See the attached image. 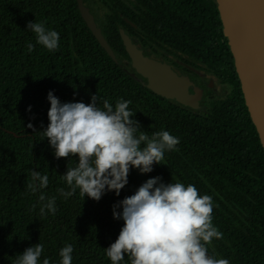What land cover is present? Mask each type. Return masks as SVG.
I'll return each instance as SVG.
<instances>
[{
  "label": "trees",
  "instance_id": "trees-1",
  "mask_svg": "<svg viewBox=\"0 0 264 264\" xmlns=\"http://www.w3.org/2000/svg\"><path fill=\"white\" fill-rule=\"evenodd\" d=\"M81 1L116 61L86 26L78 0H0V264H14L18 254L38 243L44 245L41 264L45 258L60 264L59 251L67 244L74 249L72 264H111L104 249L123 226V220L113 219V205L156 176L165 184H193L213 198L212 222L223 238L208 246L209 255L230 264H264V150L216 0ZM30 21L59 33L56 51L37 45L28 52V43H35V34L26 29ZM122 32L141 49L188 55L233 85L199 111L157 96L132 69ZM49 91L61 103L88 104L94 94L113 106L120 99L131 101L141 131L151 136L166 130L180 143L165 152L163 164H154L152 172L130 169L119 196L106 191L94 201L83 199L77 189L65 198L57 190H70L62 175L78 159L55 158L40 132L48 124ZM30 170L48 175L47 188L37 193L27 188ZM41 193L56 197L55 214L47 209L40 214L47 203L39 200ZM121 264H130L127 256Z\"/></svg>",
  "mask_w": 264,
  "mask_h": 264
},
{
  "label": "clouds",
  "instance_id": "clouds-1",
  "mask_svg": "<svg viewBox=\"0 0 264 264\" xmlns=\"http://www.w3.org/2000/svg\"><path fill=\"white\" fill-rule=\"evenodd\" d=\"M26 29L35 34V43H28L27 50L33 52L37 45L49 52L59 47L60 35L45 27L44 22L30 21ZM50 107L48 124L43 128V139L47 138L57 159L77 157L75 167H67L62 179L69 191L58 189L65 198L79 189L83 197L99 201L106 191L119 196L128 183L130 169L145 174L160 165L165 152L177 150L178 137L166 130L151 136L141 131L135 113L130 110L131 101L117 100L115 105L94 94L91 102H65L47 94ZM102 103V107L98 106ZM30 110V106L29 109ZM28 128H33L29 123ZM31 171L27 188L32 193L40 192L49 184L48 175ZM40 214L45 209L55 214L56 197L46 198L41 193ZM213 198L201 195L193 184L181 182L163 183L159 176L143 182L134 194L113 205V219L123 220L117 239L105 250L111 264H121L127 256L130 264H230L226 258L209 255L213 240L223 238L213 224ZM120 208L122 211L117 212ZM44 245L35 244L18 254L14 264H41ZM71 244L59 251L60 264H72ZM42 264H50L48 258Z\"/></svg>",
  "mask_w": 264,
  "mask_h": 264
},
{
  "label": "water",
  "instance_id": "water-1",
  "mask_svg": "<svg viewBox=\"0 0 264 264\" xmlns=\"http://www.w3.org/2000/svg\"><path fill=\"white\" fill-rule=\"evenodd\" d=\"M216 4L243 99L264 150V0H216ZM78 9L94 38L116 61L81 0H78ZM120 37L132 69L147 80V88L152 93L181 106L197 108L196 97L188 94L186 78L177 76L168 65L147 58L140 45L123 32Z\"/></svg>",
  "mask_w": 264,
  "mask_h": 264
},
{
  "label": "flooded vegetation",
  "instance_id": "flooded-vegetation-1",
  "mask_svg": "<svg viewBox=\"0 0 264 264\" xmlns=\"http://www.w3.org/2000/svg\"><path fill=\"white\" fill-rule=\"evenodd\" d=\"M142 51L144 52L147 58L168 65L170 69L177 76L184 77L187 79L188 94L191 97H196L197 99V108L196 109L190 108L192 110L199 111L209 101H212L213 99L216 98L224 97L229 92V86L233 85L224 78L215 75L211 70L206 69L205 67H201L197 61L191 59L190 57H188V55H185L179 51H173L171 49L168 50L159 49V48L156 52L155 51L152 52L144 49H142ZM139 79L143 81L144 84L147 86L146 79H142L141 77ZM213 86H222L223 88L226 89L227 92L224 95H218L217 93H215Z\"/></svg>",
  "mask_w": 264,
  "mask_h": 264
},
{
  "label": "rangeland",
  "instance_id": "rangeland-1",
  "mask_svg": "<svg viewBox=\"0 0 264 264\" xmlns=\"http://www.w3.org/2000/svg\"><path fill=\"white\" fill-rule=\"evenodd\" d=\"M89 6H91V3L89 4ZM96 16L99 17L100 13H97ZM213 89L215 93H217L218 95H224L227 92L226 89L223 88L222 86H213Z\"/></svg>",
  "mask_w": 264,
  "mask_h": 264
}]
</instances>
